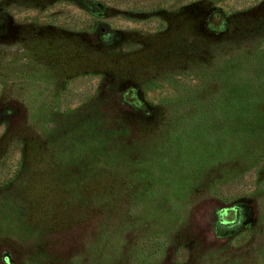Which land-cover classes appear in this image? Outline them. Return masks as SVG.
<instances>
[{
    "label": "rangeland",
    "instance_id": "obj_1",
    "mask_svg": "<svg viewBox=\"0 0 264 264\" xmlns=\"http://www.w3.org/2000/svg\"><path fill=\"white\" fill-rule=\"evenodd\" d=\"M0 264H264V0H0Z\"/></svg>",
    "mask_w": 264,
    "mask_h": 264
},
{
    "label": "trees",
    "instance_id": "obj_2",
    "mask_svg": "<svg viewBox=\"0 0 264 264\" xmlns=\"http://www.w3.org/2000/svg\"><path fill=\"white\" fill-rule=\"evenodd\" d=\"M101 29L103 30L102 27H101ZM248 107L249 106H245L244 108H241V110H242V113L244 115V119H248V121H251V120H249L251 118V114H250L251 110H249Z\"/></svg>",
    "mask_w": 264,
    "mask_h": 264
}]
</instances>
